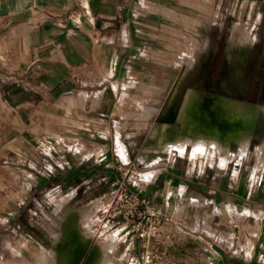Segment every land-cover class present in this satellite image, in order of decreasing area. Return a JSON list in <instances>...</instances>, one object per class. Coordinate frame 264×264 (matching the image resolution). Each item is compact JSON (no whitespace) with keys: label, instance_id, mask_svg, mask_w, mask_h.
<instances>
[{"label":"crops","instance_id":"0c3cea01","mask_svg":"<svg viewBox=\"0 0 264 264\" xmlns=\"http://www.w3.org/2000/svg\"><path fill=\"white\" fill-rule=\"evenodd\" d=\"M240 8V0H0V156H29L35 186L60 175L74 194L66 207L101 177L103 165L116 176L120 142L129 158L122 163L134 166L131 188L170 217L157 264H264V173L241 179L243 159L230 171L233 160L222 165L213 152L194 160L160 152L153 133L163 122L125 130L132 120L115 112L126 82L150 88V63L176 51L183 14L195 20ZM134 248L127 247V259ZM100 251L91 248L79 264ZM143 254L141 246L132 262H144Z\"/></svg>","mask_w":264,"mask_h":264},{"label":"rangeland","instance_id":"374dc122","mask_svg":"<svg viewBox=\"0 0 264 264\" xmlns=\"http://www.w3.org/2000/svg\"><path fill=\"white\" fill-rule=\"evenodd\" d=\"M240 6V11L236 14L228 15L226 11L217 13L216 9L213 14L199 13L195 20H190L183 14V26L176 42V51L167 53L165 59L158 58L150 63V76L144 78V83L149 84L150 88L144 90L138 88L140 82L136 79L126 82L129 86L128 92L119 94L118 108L115 112L117 110L116 115L127 116L132 120V124L121 126L125 130L139 125L147 131L152 130L188 72L180 87L174 107L176 110L180 107L188 88L206 91L207 85L216 84L225 79L236 93L235 97H229L232 98L231 100L248 103L261 109L255 117V124L259 125L258 134L251 135L246 154L240 158L222 159L218 149L211 148L197 152L189 149L185 153L175 154L181 156L189 154L190 159L194 160L199 155L210 156L213 152L220 156L222 165L233 160L229 164L230 171H234L236 163L239 164L243 159L240 177L242 179L244 176H252L253 172L264 173V167L258 169L256 165L258 150L264 142V136H261L264 134V104L257 103L264 83V0H249L247 7L246 0H240ZM260 11L263 13L262 17ZM246 52L248 57L242 59L244 55L246 56ZM146 84H144L145 88H147ZM201 101L202 97L199 102ZM198 108L207 119L208 126H213L216 131L217 129L225 131L244 129L245 125L240 124L241 122L238 126L231 127L223 121L224 117L221 116L222 121L215 118L212 120L206 108H202L199 104ZM212 110L216 115V110ZM172 118L173 115L170 119ZM147 120L152 122H146ZM214 122L222 123V125H216ZM141 135L143 138L146 132ZM4 146L7 153L13 152V141L4 142ZM22 148L28 149L29 142L26 141ZM235 148L239 150L238 145L232 149ZM118 149L116 176L109 177L106 174L108 169L103 165L100 171L101 177L89 184V189H80L75 204L66 207V203L73 199L74 194L68 195L69 191L63 187V178L60 175L49 181L40 180L41 182L39 181L35 186L33 179L36 176L35 168L31 166L29 156L22 158L11 155L0 156V264L63 262L54 254L57 250L56 243L66 231V225L72 223L82 229H89L95 240L112 238L113 245L119 246V250L111 253V257L105 264H138L137 259L132 262V256L141 251L143 242L140 233L128 236L126 231L117 234L110 231L101 238L95 233L101 224L98 222V217L97 220L95 219L96 213L98 212L101 219L116 193L118 180H129L132 177L134 166L122 163L129 158L124 145H120V142ZM130 159L134 161L133 157ZM200 160L202 161L198 162V165L201 166L205 158ZM40 176L37 174V177L42 179ZM262 186H264V180ZM91 203H95V210L86 212L85 207ZM205 211L203 216L209 214L208 208ZM245 213L248 215V212ZM49 232L53 236L55 247ZM112 235H115V238ZM132 236L133 240H131ZM127 247H135L130 253V259L125 257Z\"/></svg>","mask_w":264,"mask_h":264},{"label":"bare ground","instance_id":"6f19581e","mask_svg":"<svg viewBox=\"0 0 264 264\" xmlns=\"http://www.w3.org/2000/svg\"><path fill=\"white\" fill-rule=\"evenodd\" d=\"M246 57H248L247 52L246 56L244 55L242 59ZM188 74L189 72L182 79L163 116L160 117L159 121L163 123L158 125L154 130L153 138L156 139L160 152L163 151L173 155L175 153H185L189 149L197 152L211 148L218 149L222 159L240 158L245 155L251 140L250 134L223 136L217 131L209 129L206 118L202 119L198 117L201 114L198 108L201 91L188 88L177 115L173 121L170 119L179 96L180 87ZM221 110L230 120H239L242 116L255 118L261 109L248 103L224 98L221 103ZM234 142L239 146V150L236 153L231 151V146ZM256 165L258 169L264 167V142L258 150ZM72 195L70 194V196ZM193 202L197 203L196 200H193ZM95 208V203H91L85 207V211L92 212ZM97 217L98 214L95 217L96 220ZM63 233L57 240V250L54 254L60 257L66 264L81 263L85 253L95 246L101 247V251L100 255L95 257L91 264H105L111 257V253H113L111 251L114 247L112 238L95 240L92 236L93 233L89 232V229H82L75 223L66 225V231ZM147 235L145 234L146 238L149 237Z\"/></svg>","mask_w":264,"mask_h":264},{"label":"built area","instance_id":"2783aa9c","mask_svg":"<svg viewBox=\"0 0 264 264\" xmlns=\"http://www.w3.org/2000/svg\"><path fill=\"white\" fill-rule=\"evenodd\" d=\"M262 180L261 176L259 182ZM116 186V193L102 218L99 219L98 216V222L101 224L95 230L96 235L100 238L105 237L110 231H114L115 234L126 231L128 236L140 233L144 262L138 261V264H157L160 260V246L164 241L162 223L170 221V217L155 212L152 209L151 199L133 191L130 180H118ZM145 234L149 237L146 238ZM133 239L132 236L131 240Z\"/></svg>","mask_w":264,"mask_h":264},{"label":"flooded vegetation","instance_id":"af4514ba","mask_svg":"<svg viewBox=\"0 0 264 264\" xmlns=\"http://www.w3.org/2000/svg\"><path fill=\"white\" fill-rule=\"evenodd\" d=\"M225 76H227V75H225ZM194 89H196V88H194ZM196 90H198V89H196ZM198 91L199 92L201 91L200 93H201V97H202V101L200 102V106L202 108H206V110H207L206 112H208L209 117L212 118V120H214L212 109L216 110V109H218V107H221V103H222L224 98L236 96L234 88H232L229 84H227L225 79H223L221 82H218L216 84L207 85L206 91H203V90H198ZM230 99H232V98H230ZM257 103L264 104V83H263L262 89L260 90L259 100ZM207 124H208V122H207Z\"/></svg>","mask_w":264,"mask_h":264},{"label":"water","instance_id":"95a60500","mask_svg":"<svg viewBox=\"0 0 264 264\" xmlns=\"http://www.w3.org/2000/svg\"><path fill=\"white\" fill-rule=\"evenodd\" d=\"M198 104L200 105V102H198ZM200 111V110H199ZM216 115L213 114L214 118L217 119V120H220L224 122H226L227 124H229L231 127L233 126H238V123L242 124V125H245L244 126V129H242L241 131H231V130H219L217 129V132L220 133L221 135L223 136H228V135H233V134H250V135H253L254 133H256L258 131V127H255V119L256 118H251V117H243L239 120H230L221 110V107H218V109H216ZM224 117L223 119L221 118ZM198 117H201L202 119L204 118V114H200V116ZM223 122V123H224ZM244 123V124H243ZM215 124L217 125H222V123H216ZM209 129H213L216 131V128H214L213 126H210ZM93 250V249H92ZM95 259V256L93 254V252H91L87 257L86 259L84 260L83 264H91Z\"/></svg>","mask_w":264,"mask_h":264}]
</instances>
